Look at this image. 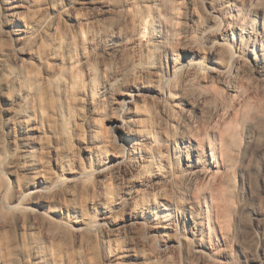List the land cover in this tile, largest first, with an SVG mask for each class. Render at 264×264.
Instances as JSON below:
<instances>
[{
	"label": "bare ground",
	"instance_id": "bare-ground-1",
	"mask_svg": "<svg viewBox=\"0 0 264 264\" xmlns=\"http://www.w3.org/2000/svg\"><path fill=\"white\" fill-rule=\"evenodd\" d=\"M42 1L36 8L34 0H0V264H71L64 257L66 246L76 253L73 264H83L80 254L89 246L96 220L102 228L101 264H171L172 252L181 246V227L212 236L227 222L219 194L222 155L217 145L224 114L218 110L207 129L199 125L202 109L180 120L178 139L186 152L178 159L189 165L176 183L171 178V141L162 144L148 132L163 127L169 139L173 133L168 123L159 115L147 117L138 111L139 104L160 95L155 85L139 82L155 71L130 62L122 68L142 38L141 32L127 28L137 20L133 8L140 6L147 15L154 0L123 5L114 0ZM168 6L169 0H162L164 13ZM78 11H84L85 18L80 19ZM258 25L256 40L247 50L252 74L262 78L264 21ZM84 27L92 51L87 53L83 43L77 66L90 86L98 77L101 84L97 97L85 93L76 100L78 111L84 113L79 123L69 107L75 66L67 61L63 47L67 32L80 38ZM243 61L231 56L236 67L228 69L235 72L230 82L234 79L238 86L229 89L235 94L250 79L240 67ZM41 71L52 78L40 79ZM166 73L170 75L168 61ZM103 111L110 135L104 151L96 135ZM77 126L86 129L78 131ZM75 141L81 142L79 149ZM165 149L169 155L160 172L155 161ZM84 195L92 198L94 215L80 205ZM179 201L192 213H181ZM197 245L199 252L210 250L205 243ZM145 247L154 261L143 254Z\"/></svg>",
	"mask_w": 264,
	"mask_h": 264
},
{
	"label": "rangeland",
	"instance_id": "rangeland-1",
	"mask_svg": "<svg viewBox=\"0 0 264 264\" xmlns=\"http://www.w3.org/2000/svg\"><path fill=\"white\" fill-rule=\"evenodd\" d=\"M57 1L64 3V0ZM128 1L131 0H114L119 5ZM34 2L36 8L43 4L42 0ZM133 10L137 20L127 28L131 33L141 32L142 38L137 52L129 54L122 68H128L130 62L131 65L150 67L155 71L140 77L139 82L155 85L160 95L139 104L138 111L147 117L159 115L168 123L173 133L169 139L163 127L148 128V132L154 134L156 141L162 144L166 139L171 141V178L176 183L189 165L188 160L178 159L180 152H186L178 139L179 123L186 114L194 117L196 109H202L204 117L199 125L204 129L208 128L213 115L219 111L224 114L226 122L217 145H220L222 155L219 194L224 202L223 216L227 222L212 236L207 232L203 235L195 230L189 232L181 227L178 231L181 246L172 252L171 264H264V76L261 78L252 74L247 50L256 40L254 34L258 32V24L264 21V0H169L167 13L163 11L162 0H154L148 17L140 6ZM233 15L240 16V21H234L231 18ZM77 16L83 19L86 13L78 11ZM87 30L83 28L80 38L71 31L67 32L63 47L67 61L75 66L69 107L79 123L84 113L78 111L79 101L76 100L85 93L97 97L101 84L98 77L93 87L90 86L86 73L77 66L82 60V44H85L87 53L92 51ZM39 55L45 57V51ZM233 55L244 60V65L240 67L250 74L247 85L236 94L229 89L238 86L234 79L230 82L229 75L235 72L228 73V69L236 67L233 62L230 63ZM166 61L170 65V75L166 73ZM39 77L52 78L44 71ZM164 94L168 99L163 98ZM165 107L170 113L168 117L164 114ZM105 118L106 112L103 111L97 121L96 133L103 151L108 149L106 142L110 136ZM79 127L82 131L86 129L77 126L78 131ZM80 138H83V144L87 136L84 134ZM80 143L75 141L77 149L81 147ZM166 149L159 152L155 161L160 172L164 171L162 164L169 155ZM201 150L204 151V148L201 147ZM1 178L8 183L6 175L2 174ZM108 193L112 196L111 186ZM80 205L85 213L94 215L91 197L84 195ZM178 206L181 213H192L182 201ZM96 222L89 234V246L80 254L83 264L102 262L98 251L102 228ZM199 243L207 244L210 250L199 252ZM116 248L121 250L118 244ZM149 249L145 247L142 252L147 259L154 261L156 257ZM64 254L65 260H71L73 264L76 253L72 246H66Z\"/></svg>",
	"mask_w": 264,
	"mask_h": 264
}]
</instances>
